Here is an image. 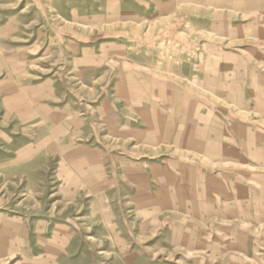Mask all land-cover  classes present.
<instances>
[{"label":"crops","instance_id":"0c3cea01","mask_svg":"<svg viewBox=\"0 0 264 264\" xmlns=\"http://www.w3.org/2000/svg\"><path fill=\"white\" fill-rule=\"evenodd\" d=\"M123 4L141 9L144 0ZM231 5L216 10L241 12ZM237 22L225 15L205 21L214 39L195 65L185 54L181 64L175 57L147 62L130 45L111 46L106 62L93 49L94 78L83 96L66 97L48 83L33 96L26 82L25 100H7L24 109L25 146L15 156L0 148L3 184L16 188L0 192V203L10 195L47 198L49 153L26 139L38 100L42 146L67 143L51 169L64 174L60 184L74 201L104 204L94 212L105 217L104 234L118 245L121 264L254 263L264 248V47L249 44ZM143 23L128 15L122 22ZM55 102L64 129L49 138Z\"/></svg>","mask_w":264,"mask_h":264},{"label":"rangeland","instance_id":"374dc122","mask_svg":"<svg viewBox=\"0 0 264 264\" xmlns=\"http://www.w3.org/2000/svg\"><path fill=\"white\" fill-rule=\"evenodd\" d=\"M123 1L0 0V148L10 149L15 156L14 152L25 146L20 132L26 126L20 118L24 109L7 100L15 95L25 100V95L30 94L26 82H32L33 96L40 95L42 83H48L49 90L59 86V92L66 97L83 96L87 82L94 78L88 70V64H93V49L104 60L109 47L130 45L147 62L175 57L181 64L185 54L192 57L195 65L198 53L207 51L214 39L205 21L210 23L218 15L237 20L243 35L252 38L249 44L258 50L264 47V43H258L264 37V0H144L141 9H128ZM231 4L241 6V12L216 10L226 6L231 9ZM127 15L144 19V23L123 25ZM127 39L128 44L123 42ZM35 101V116L28 125L35 127L26 139L27 146L49 153L48 195L39 202H18L19 196H1L0 264H121L118 245L104 234L105 217L94 212L96 206L103 211L104 204L74 201L70 188L60 184L64 174L51 169L64 158L56 154V149L67 143L59 144L58 140L55 145L50 139L42 146L38 133L43 125L38 100ZM59 103L50 107V117L59 114ZM53 119L48 124L49 138L64 129L63 123L54 116ZM18 138L22 140L16 145ZM43 162L46 160H36L37 164ZM0 182L2 185L1 176ZM6 183L0 192L16 189ZM258 248L261 250L256 251V261L251 260V264H264V248Z\"/></svg>","mask_w":264,"mask_h":264}]
</instances>
